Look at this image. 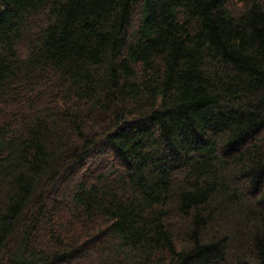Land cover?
<instances>
[{
	"label": "trees",
	"instance_id": "1",
	"mask_svg": "<svg viewBox=\"0 0 264 264\" xmlns=\"http://www.w3.org/2000/svg\"><path fill=\"white\" fill-rule=\"evenodd\" d=\"M0 264H264V0H0Z\"/></svg>",
	"mask_w": 264,
	"mask_h": 264
}]
</instances>
